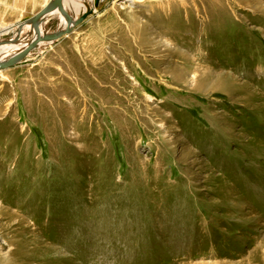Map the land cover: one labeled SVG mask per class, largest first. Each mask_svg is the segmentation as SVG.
I'll use <instances>...</instances> for the list:
<instances>
[{
    "label": "rangeland",
    "instance_id": "374dc122",
    "mask_svg": "<svg viewBox=\"0 0 264 264\" xmlns=\"http://www.w3.org/2000/svg\"><path fill=\"white\" fill-rule=\"evenodd\" d=\"M67 2L0 74V264H264V0Z\"/></svg>",
    "mask_w": 264,
    "mask_h": 264
},
{
    "label": "water",
    "instance_id": "95a60500",
    "mask_svg": "<svg viewBox=\"0 0 264 264\" xmlns=\"http://www.w3.org/2000/svg\"><path fill=\"white\" fill-rule=\"evenodd\" d=\"M100 2L101 0H95V8H98L99 5H100ZM64 3H65V0H54L53 2H51L48 6H46V8H44L41 12H39L33 19H27L25 20L24 24H17V26L13 27V28H17V32H16V35L12 38H9V39H4V40H0V48L3 47V46H17L19 44H21V42L26 39L29 34L24 38V39H21L20 35H21V30L22 27L24 25H31V31H33L34 33H39V29L41 27V25L43 24L44 22V19L46 17V15H48L49 13H51L52 11L56 10L57 7H59L60 10H62V14L64 16H66V19L67 21L69 22V24H71L73 21L72 19L65 13V9H64ZM88 11L85 13L87 14ZM81 19V17L75 22V25L73 26L76 27L78 26V23H79V20ZM72 28V29H73ZM66 30L63 34L61 35H53L52 37H48V38H38L37 40H33L31 42V44L29 45V48L31 47H34L36 45H38V43L41 41V40H48V41H57L59 38H61L62 36H64L65 34H69L71 32V30ZM29 48H27V50H24L23 53L18 56L17 58H13L11 59L9 62H7L6 64L4 65H0V70H5L7 68H10L12 65L14 64H17L23 57H25L28 53H30V50Z\"/></svg>",
    "mask_w": 264,
    "mask_h": 264
},
{
    "label": "bare ground",
    "instance_id": "6f19581e",
    "mask_svg": "<svg viewBox=\"0 0 264 264\" xmlns=\"http://www.w3.org/2000/svg\"><path fill=\"white\" fill-rule=\"evenodd\" d=\"M67 3L68 2H65L64 4H67ZM84 3L88 4V7H85V6L84 7L86 8L87 11H89V7L92 8V4L88 3L87 0ZM81 5L78 4V7L81 8ZM69 9H72L73 10L74 9V4H72L71 6H69ZM92 10H94V9H92ZM60 11L62 12V10H60ZM26 12H24V13H26ZM39 12H41V11L39 10L37 13H35L34 15H30L29 17H32V18L35 17ZM24 13H23V16L22 17L26 20V18L24 17L25 16ZM73 17H74V20H72L73 22L71 24H67L64 27L63 26L60 27L54 34H45V33H40V32L39 33H34L33 31L30 34L29 33H25V32L23 33L22 32L21 35H20L21 39H24L28 34H29V36L26 39H24L21 42V44H19L17 46H3V47L0 48V65H4L7 62H9L11 59L17 58L18 56H20L23 53L24 50H27V48H29V45L31 44V42L33 40H37L40 37L45 39V38H48L50 36L52 37L53 35H61L66 30L72 29L73 26L75 25V22L81 16H80V14H76V15L73 14ZM24 21H22V22H24ZM11 23H13V22H11ZM53 42H55V41L41 40L38 44L41 47H46V46L50 45ZM0 74H1V70H0Z\"/></svg>",
    "mask_w": 264,
    "mask_h": 264
},
{
    "label": "crops",
    "instance_id": "0c3cea01",
    "mask_svg": "<svg viewBox=\"0 0 264 264\" xmlns=\"http://www.w3.org/2000/svg\"><path fill=\"white\" fill-rule=\"evenodd\" d=\"M54 0H0V10H4L3 18H7V13H16V4L17 3H36V4H46L48 2H53ZM68 0H65L67 2ZM74 1V0H73ZM77 2H85L86 0H75ZM95 1V0H94ZM13 5V6H12ZM1 12V11H0ZM16 15H14L15 17ZM18 16H22L21 14ZM10 18V17H9Z\"/></svg>",
    "mask_w": 264,
    "mask_h": 264
}]
</instances>
